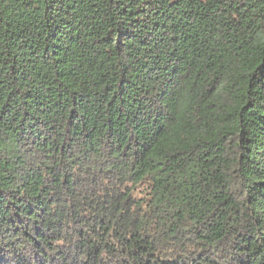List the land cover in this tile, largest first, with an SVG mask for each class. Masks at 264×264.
Instances as JSON below:
<instances>
[{
	"label": "trees",
	"instance_id": "1",
	"mask_svg": "<svg viewBox=\"0 0 264 264\" xmlns=\"http://www.w3.org/2000/svg\"><path fill=\"white\" fill-rule=\"evenodd\" d=\"M0 264H264V0H0Z\"/></svg>",
	"mask_w": 264,
	"mask_h": 264
}]
</instances>
